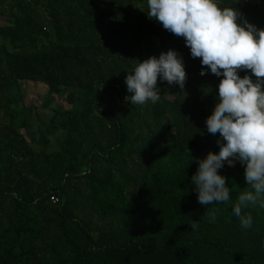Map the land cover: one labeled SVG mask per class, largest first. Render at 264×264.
I'll use <instances>...</instances> for the list:
<instances>
[{
	"label": "trees",
	"instance_id": "trees-1",
	"mask_svg": "<svg viewBox=\"0 0 264 264\" xmlns=\"http://www.w3.org/2000/svg\"><path fill=\"white\" fill-rule=\"evenodd\" d=\"M215 2L264 29V0ZM147 11V0H0V264H264V209L244 210L247 230L232 214L244 166L218 170L228 203L202 206L191 180L220 150L206 118L223 77L201 76ZM169 49L184 90L158 80L156 104L126 101L128 72ZM27 84L64 99L37 140Z\"/></svg>",
	"mask_w": 264,
	"mask_h": 264
},
{
	"label": "clouds",
	"instance_id": "clouds-1",
	"mask_svg": "<svg viewBox=\"0 0 264 264\" xmlns=\"http://www.w3.org/2000/svg\"><path fill=\"white\" fill-rule=\"evenodd\" d=\"M147 8L150 20L183 38L191 57L200 58L201 76L210 70L223 77L217 103L206 118L207 132L219 134L220 150L198 160L191 180L202 206L228 203L231 189L218 170L240 162L248 189L239 192L232 214L242 229H250L253 218L244 210L249 206L264 209V29L249 23L236 8L221 9L215 0H147ZM240 71L251 75L240 77ZM158 80L184 90L187 74L177 51L169 49L138 62L125 77L126 101L139 106L156 104ZM217 211L207 213L212 222ZM197 227L193 222L191 228Z\"/></svg>",
	"mask_w": 264,
	"mask_h": 264
},
{
	"label": "rangeland",
	"instance_id": "rangeland-1",
	"mask_svg": "<svg viewBox=\"0 0 264 264\" xmlns=\"http://www.w3.org/2000/svg\"><path fill=\"white\" fill-rule=\"evenodd\" d=\"M252 1L253 0H247V2ZM2 24L3 21L0 20V25ZM23 93L25 95V105L30 108L29 116L32 123L30 129L32 134L31 138L37 140L39 136L37 129L44 128L50 118L51 110L64 106V99L63 97H56L50 94L45 87H35L30 84L24 87ZM46 101H50L48 107L43 106ZM55 138L56 137L50 138V141H52L50 149H55L57 147Z\"/></svg>",
	"mask_w": 264,
	"mask_h": 264
},
{
	"label": "built area",
	"instance_id": "built-area-1",
	"mask_svg": "<svg viewBox=\"0 0 264 264\" xmlns=\"http://www.w3.org/2000/svg\"><path fill=\"white\" fill-rule=\"evenodd\" d=\"M50 200L53 201V202H58V199L56 197H54V196L51 197Z\"/></svg>",
	"mask_w": 264,
	"mask_h": 264
}]
</instances>
